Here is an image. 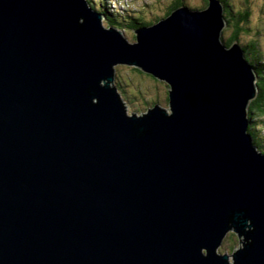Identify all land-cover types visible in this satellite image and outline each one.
I'll list each match as a JSON object with an SVG mask.
<instances>
[{
    "label": "water",
    "instance_id": "obj_1",
    "mask_svg": "<svg viewBox=\"0 0 264 264\" xmlns=\"http://www.w3.org/2000/svg\"><path fill=\"white\" fill-rule=\"evenodd\" d=\"M225 11L183 4L131 43L89 0H0V264H264L259 77ZM119 64L170 107L129 114Z\"/></svg>",
    "mask_w": 264,
    "mask_h": 264
},
{
    "label": "rangeland",
    "instance_id": "obj_2",
    "mask_svg": "<svg viewBox=\"0 0 264 264\" xmlns=\"http://www.w3.org/2000/svg\"><path fill=\"white\" fill-rule=\"evenodd\" d=\"M175 1L176 0H108V5L117 10V12H121L125 10L122 5L129 2L132 7H134L133 5L135 4L138 11H141L143 14H147L149 20H153L157 17H165L170 4H174ZM185 2L194 7H202L206 5L205 0H185ZM233 2L236 6L251 7L253 11V28H256L255 32L259 31L260 33L258 42L260 44L261 51L264 52V0H233ZM105 26H108V23H105ZM258 27L259 29L257 30ZM233 31L234 29L232 27L226 26L224 30V38L228 40L233 34ZM124 33L126 38H128L131 43L137 42L135 30L125 29ZM241 40L243 43L247 44L248 40L250 41L251 38L243 34ZM136 68L137 67L124 64H119L116 67L117 76L115 84L118 87L119 93L125 104L127 105L128 113L143 114L147 112V109L155 103H158L165 108H169V91L166 82L159 81L150 74L147 75L145 72L141 73ZM241 246L242 245L238 235L231 232L220 247L219 252L231 255ZM230 260L233 261L232 257Z\"/></svg>",
    "mask_w": 264,
    "mask_h": 264
},
{
    "label": "trees",
    "instance_id": "obj_3",
    "mask_svg": "<svg viewBox=\"0 0 264 264\" xmlns=\"http://www.w3.org/2000/svg\"><path fill=\"white\" fill-rule=\"evenodd\" d=\"M89 1L96 10L107 15L108 26L116 27L122 31H124L125 29L136 30L143 26L152 25L154 24V22L157 23L162 19L160 17H157L156 19L154 18L153 20H149L147 14H143L141 11H138L136 9V5H133L135 9L132 8V5L130 3L125 5V7L128 8L127 10L117 12V10L111 8V6L108 5V0ZM220 1L226 8L225 15L228 22L227 26L234 29L233 34L228 40L223 37L226 41L227 46L231 47L235 43H239L245 50L248 61L257 71L259 77L258 84L260 86V94L258 98L251 103L250 106L251 118L249 132L252 135L253 142L259 147L261 151L264 152V52L261 51L260 44L258 42L260 33L259 31L255 32L256 28H253V11L251 7L236 6L233 0ZM205 2L206 5L202 7H194L192 5L190 6L196 9H203L209 5V0H205ZM183 4H187L185 0H180L179 3H172L169 6L165 17L169 16L174 9ZM258 29L259 27L257 28V30ZM243 34L251 38L250 41L248 40L247 44L243 43V41L241 40ZM136 69L139 72L144 73L139 68ZM157 104L158 103H155L153 106ZM153 106H150L149 108Z\"/></svg>",
    "mask_w": 264,
    "mask_h": 264
},
{
    "label": "bare ground",
    "instance_id": "obj_4",
    "mask_svg": "<svg viewBox=\"0 0 264 264\" xmlns=\"http://www.w3.org/2000/svg\"><path fill=\"white\" fill-rule=\"evenodd\" d=\"M244 52H245V50H244ZM245 56H246V52H245ZM246 59H247V56H246ZM247 61H248V59H247ZM249 62V61H248ZM250 63V62H249ZM251 65V64H250ZM252 66V65H251ZM116 85V84H115ZM118 88V87H117ZM250 126V125H249Z\"/></svg>",
    "mask_w": 264,
    "mask_h": 264
},
{
    "label": "flooded vegetation",
    "instance_id": "obj_5",
    "mask_svg": "<svg viewBox=\"0 0 264 264\" xmlns=\"http://www.w3.org/2000/svg\"><path fill=\"white\" fill-rule=\"evenodd\" d=\"M180 2V0H176L174 3H179Z\"/></svg>",
    "mask_w": 264,
    "mask_h": 264
},
{
    "label": "clouds",
    "instance_id": "obj_6",
    "mask_svg": "<svg viewBox=\"0 0 264 264\" xmlns=\"http://www.w3.org/2000/svg\"><path fill=\"white\" fill-rule=\"evenodd\" d=\"M124 32V31H123ZM168 87V86H167Z\"/></svg>",
    "mask_w": 264,
    "mask_h": 264
}]
</instances>
